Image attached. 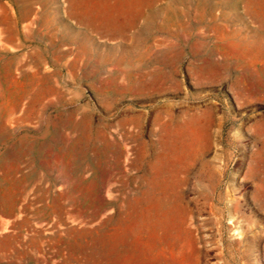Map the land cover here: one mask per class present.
<instances>
[{
  "label": "rangeland",
  "instance_id": "374dc122",
  "mask_svg": "<svg viewBox=\"0 0 264 264\" xmlns=\"http://www.w3.org/2000/svg\"><path fill=\"white\" fill-rule=\"evenodd\" d=\"M0 264H264V0H0Z\"/></svg>",
  "mask_w": 264,
  "mask_h": 264
},
{
  "label": "bare ground",
  "instance_id": "6f19581e",
  "mask_svg": "<svg viewBox=\"0 0 264 264\" xmlns=\"http://www.w3.org/2000/svg\"><path fill=\"white\" fill-rule=\"evenodd\" d=\"M261 170V169H260ZM153 174V173H152ZM148 176H151V175H148ZM154 196V195H153ZM155 198V197H154Z\"/></svg>",
  "mask_w": 264,
  "mask_h": 264
}]
</instances>
